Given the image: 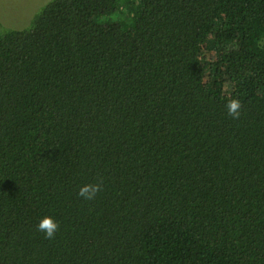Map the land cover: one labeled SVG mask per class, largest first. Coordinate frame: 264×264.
<instances>
[{"label":"trees","instance_id":"16d2710c","mask_svg":"<svg viewBox=\"0 0 264 264\" xmlns=\"http://www.w3.org/2000/svg\"><path fill=\"white\" fill-rule=\"evenodd\" d=\"M0 264H264V0H50L0 31Z\"/></svg>","mask_w":264,"mask_h":264},{"label":"rangeland","instance_id":"374dc122","mask_svg":"<svg viewBox=\"0 0 264 264\" xmlns=\"http://www.w3.org/2000/svg\"><path fill=\"white\" fill-rule=\"evenodd\" d=\"M50 0H0V31L26 28Z\"/></svg>","mask_w":264,"mask_h":264},{"label":"clouds","instance_id":"9594fccd","mask_svg":"<svg viewBox=\"0 0 264 264\" xmlns=\"http://www.w3.org/2000/svg\"><path fill=\"white\" fill-rule=\"evenodd\" d=\"M242 103L239 99H230L226 105L228 114L233 119H239L242 110ZM101 184H85L80 187L78 195L84 200H93L96 198L97 194L101 191ZM59 224L50 216L43 217L38 226V231L44 233L46 239H54L57 231L59 230Z\"/></svg>","mask_w":264,"mask_h":264}]
</instances>
